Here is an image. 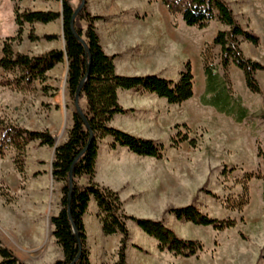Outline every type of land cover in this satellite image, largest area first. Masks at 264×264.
I'll return each mask as SVG.
<instances>
[{
  "label": "rangeland",
  "instance_id": "374dc122",
  "mask_svg": "<svg viewBox=\"0 0 264 264\" xmlns=\"http://www.w3.org/2000/svg\"><path fill=\"white\" fill-rule=\"evenodd\" d=\"M226 1L240 24L260 38V45L254 47L251 53L255 57L254 61L264 65V0ZM72 2H75V9L80 5L79 0ZM119 5L121 14L137 17L143 21L145 31L149 29L144 32L143 46L146 54L153 56V61L161 62L167 58L177 68L182 67V71L185 64L190 62L194 74V89L202 85V55L205 47L212 44L218 32L228 28L222 29L218 21H213L202 30L188 27L182 17L170 13L161 0H123ZM86 6L88 8L87 0ZM100 18L97 21L103 19ZM244 54L249 58V54ZM220 56V47H215L213 61L217 70L224 74L220 69ZM8 75L15 78L18 73L7 74L6 77ZM259 82L264 89V73L259 77ZM57 84V88H53L50 93H64L74 112V106L67 96V80L62 79ZM241 87L243 89L240 85L236 87L237 93L231 84L230 90L235 102L244 103L249 110L251 117L247 121L237 126L231 122V118L220 119L191 129L180 125L179 128L175 127L177 131L175 130L170 140L163 136L154 139L164 148L162 159L166 158L169 163L175 164L176 173L183 170V184L193 189L189 198L184 192L176 191L178 194L175 202L169 204L158 220H163L169 228L174 225L173 231L180 238L201 242L203 252L191 258L162 253L158 250L157 241L134 225L131 230L128 227L131 235L127 248L128 264H264V91L262 95L253 94L247 89L245 82ZM29 92L32 94L31 102L36 106V90L33 88ZM8 116V112L0 107V118L16 124ZM67 118L69 127L72 124V114L68 112ZM44 130L51 132L49 129ZM242 130L247 134L250 132L248 139L244 137ZM68 131L66 128L57 132V142L60 143ZM183 136L195 140L196 147H192L189 140L181 142ZM174 141L178 142L177 145ZM238 141L254 143L258 155L242 160V156L234 152L233 145ZM187 145L190 146L189 151H184ZM40 147L34 145V149L27 152V178L24 183L12 162L14 150L9 149L5 157L0 159V242L24 264H54L63 259V251L52 236L51 225V218L61 210L62 183L54 180L52 171L50 172L53 162L50 164L49 158L44 155L40 157ZM203 159L204 162L201 161ZM204 164L208 169L206 178H203L201 172ZM147 166L146 163L143 165ZM186 166L191 169L189 177L186 175ZM250 175L252 177L248 178ZM244 201L247 202L246 205H242ZM189 205H195L202 214L213 219L235 220L236 227L218 231L186 221H179L177 224L169 217L173 215L166 214L170 208ZM128 223L134 222L128 221L127 226ZM116 235L91 233L89 236L87 231L91 264H116L121 240V235Z\"/></svg>",
  "mask_w": 264,
  "mask_h": 264
},
{
  "label": "trees",
  "instance_id": "16d2710c",
  "mask_svg": "<svg viewBox=\"0 0 264 264\" xmlns=\"http://www.w3.org/2000/svg\"><path fill=\"white\" fill-rule=\"evenodd\" d=\"M16 3L15 21L18 26L17 35L6 39L2 44V58L0 67L7 74H16L15 78L4 77L0 80V87L9 88L18 92L31 91L33 84L39 81L41 91L48 95L53 88L46 85L47 74L57 64L62 63L67 57V96L74 106L72 115V127L69 129L66 141L56 148L52 164V175L56 182L62 183L61 210L51 218L53 227L52 236L63 251V259L54 264H73L77 256L80 258L76 264H91L90 253L87 248V231L84 223L89 204L94 199L99 207V219L102 224V232L105 236L121 235L116 264H128L127 248L130 241L128 221L134 222L142 232L157 241L158 250L167 252L176 257L191 258L203 252L201 242L180 238L175 231L167 227L163 220L141 219L129 216L125 213L124 204L117 192L102 187L94 182L96 175V163L102 140L111 137L112 149L124 147L140 157H150L161 160L163 158V146L151 139L139 138L110 126L116 115H125L118 102L119 90H143L164 98L172 105H182L194 97V74L192 64L187 62L179 75L177 82L166 80L157 75L147 76H122L116 72V55L105 54L95 23L100 17L92 16L87 6L79 13L75 20V31L87 44V54L84 44L79 41L71 28V21L75 8L72 0L62 1V13L44 11H21ZM168 11L180 15L188 27H196L200 30L207 28L213 21H218L228 30L218 32L212 44L206 45L203 52V71L206 77V95L202 103L215 108L219 113L233 117L238 123H242L248 114L242 103L235 102L230 90L229 67L234 64L244 74L248 90L256 95H262L263 89L256 78V72L264 71V65L246 57L241 40L251 43L254 47L260 45V38L250 30L245 29L238 21L233 9L226 0H161ZM81 4V0H79ZM63 19V35L66 42L65 52L52 50L38 56H29L15 53L14 43L22 41L25 25L31 26L29 39L32 42L39 41L33 26L35 24H49L58 19ZM82 22L86 23V28ZM56 36H46L45 40H55ZM221 49L220 66L223 76L217 72L213 61V50ZM89 66V70H88ZM88 78L82 88L80 101H86V108L82 109L88 121L93 140L86 149L90 131L84 125L75 107L76 94L82 80ZM81 106V105H80ZM192 147H196V141L183 136L181 142L188 141ZM38 141L41 147L53 148L55 138L48 130L34 131L0 118V159H3L9 149H13L15 155L12 162L15 170L26 181L27 148L30 143ZM177 145L178 142H175ZM86 149V150H85ZM82 154V155H81ZM73 169V187L71 202V218L69 216L68 197L70 193V171L76 159ZM261 156V153H259ZM41 173H38V175ZM87 177L89 183L86 186L79 181ZM252 175L248 176L251 178ZM247 192V188H246ZM210 194V193H209ZM212 195V194H211ZM246 201L242 205H246ZM241 205V206H242ZM166 214L173 215L179 221L190 222L196 226L212 227L223 231L236 227L235 220H218L202 214L195 205L182 208H170ZM75 226L81 240L80 249L73 232ZM0 264H24L14 254L3 247L0 242Z\"/></svg>",
  "mask_w": 264,
  "mask_h": 264
},
{
  "label": "crops",
  "instance_id": "0c3cea01",
  "mask_svg": "<svg viewBox=\"0 0 264 264\" xmlns=\"http://www.w3.org/2000/svg\"><path fill=\"white\" fill-rule=\"evenodd\" d=\"M62 1L20 0L18 7L21 11H51L61 14L63 8ZM122 1L87 0L88 10L91 15L103 18L95 23V27L105 54L117 56L115 60L117 74L122 76L157 75L166 80L177 82L182 67L177 68L167 58H164L161 62L153 61V56L146 54L143 38L144 32L149 31V29L145 31L143 21L137 17L121 14L119 4ZM74 4L75 2H72L73 6ZM15 7L16 3L13 0H0V60L2 58L3 42L17 35L18 26L15 21ZM83 26L86 28L85 22ZM221 26L224 30L227 28L222 24ZM31 29L30 25H25L22 41L13 45L15 53L38 56L52 50L65 52L66 42L63 35L62 18L49 24H35L33 29L36 36L40 38L39 41H30L29 34ZM45 36H56L57 39L47 41L44 39ZM241 46L244 52L249 54L248 57L254 60L255 57L251 53V50H254V46L244 40L241 41ZM217 72L220 76H223L222 71L218 69ZM263 73L264 71L256 72L258 81ZM67 75L68 60L65 58L62 63L57 64L48 72L46 85L51 88H57V83L62 79L66 81ZM6 76L5 71L0 67V80ZM229 76L232 88L237 92L238 89L236 87L240 85V88H242L241 84L245 82L244 74L238 67L232 64L229 67ZM8 77L13 78L12 75H8ZM32 87L36 90L35 94L38 95L36 106L31 102V92L22 93L0 87V107L8 112L9 119L16 124L24 126L29 130L41 131L49 129L57 140L56 133L62 129L66 130V128L68 130L72 125L68 127L67 124L68 112L73 115V110L70 108L68 99L61 91L49 92L48 95H44L39 81L34 82ZM205 95V74L202 77V85L196 86L194 89V97L182 105L169 104L166 99L143 90H119L118 102L128 113L116 115L111 121L110 126L139 138L154 140L163 136L165 139L170 140L175 133V127L179 128L180 125L191 129L206 122L230 118L231 122L235 125L241 124L233 117H227L219 113L215 108L204 105L202 98ZM238 96L241 97L239 94ZM80 105L82 109H85L86 101L82 99ZM242 106L248 111L247 117L244 120L247 121L250 119L251 114L244 103H242ZM30 120H32L31 123ZM242 133L244 137L249 138L250 132L247 134L246 131L242 130ZM66 139L67 135L63 137L60 143L57 142V144L59 143L58 146L63 144ZM112 143L113 139L108 137L102 140L100 144L94 182L102 187L118 192L121 200L124 202V209L128 215L141 219L158 220L162 217L169 204L175 202L176 194H178L176 191L184 192L183 194L187 198L191 196L193 189L183 184L185 183L184 171L181 170L176 173L177 166L175 164L169 163L166 158L158 160L150 157H140L124 147L118 146L116 149H112ZM34 145L40 146L38 141L32 142L28 146L27 152H29V149L33 150ZM233 146L234 152L237 155H241L242 160L247 159L248 156L252 158L258 155V150L254 143L248 142L247 144L243 141H238ZM186 147L184 151H189L188 148L190 146L187 145ZM39 153L40 157L44 155L46 158H49L50 164L53 162L55 156L54 148L40 147ZM201 161L204 162L205 159ZM145 163L148 165L147 167H143ZM186 168V175L189 177L191 169L187 166ZM207 171L208 169L204 164L201 169L203 178L207 177ZM150 179L153 180L150 181ZM88 183L89 179L87 177L79 181V184L82 186H86ZM98 215L99 207L96 201L92 199L88 211L84 216V223L89 236L91 233L103 234L102 224ZM169 217L172 221H176L175 223H180L173 216ZM134 225L136 224L128 223L129 229H133ZM170 228L175 230L174 225Z\"/></svg>",
  "mask_w": 264,
  "mask_h": 264
},
{
  "label": "water",
  "instance_id": "95a60500",
  "mask_svg": "<svg viewBox=\"0 0 264 264\" xmlns=\"http://www.w3.org/2000/svg\"><path fill=\"white\" fill-rule=\"evenodd\" d=\"M85 6H86V0H81V4L75 9V12L73 14V18H72V21H71V28H72V31L74 33V36L79 41H81L84 44L85 49H86V52L88 54L89 53V50H88L87 44L85 43L84 39L82 37H80L79 34L75 31V27H74L75 26V20H76L77 16L84 9ZM66 59H67V57H66ZM88 70H89V66H88ZM88 75H89V71L87 72L86 77L82 80V82H81V84L79 86V89L77 91V94H76V99H75V107L77 109V112H78L79 116L81 117V119L83 120L84 125L87 128V130L90 131V139H89V142H88V145H87L86 149L89 147V145L91 144V142L93 140V134L91 133V130H90L88 121L86 120L85 115H84V113H83V111L81 109V106H80V97H81L82 88H83V86H84V84H85V82H86V80L88 78ZM57 147H58V144H57V140L55 139V146H54V150L55 151H56V148ZM81 155L74 162V164L72 166V169L70 171V176H69V178H70V193H69V197H68V208H69V216H70L71 222H72V218H71L70 208H71V202H72L73 169H74V166L77 163L78 159L81 157ZM72 226H73L74 235H75V237L77 239V242H78V245H79V247L81 249L82 248V244H81L80 236H79V234H78L75 226L73 225V223H72ZM79 258H80V254L77 256V258L75 259V261L73 262V264H76L77 261L79 260Z\"/></svg>",
  "mask_w": 264,
  "mask_h": 264
}]
</instances>
